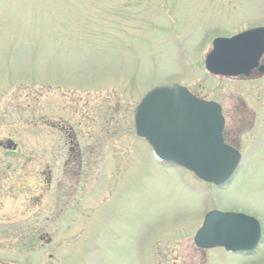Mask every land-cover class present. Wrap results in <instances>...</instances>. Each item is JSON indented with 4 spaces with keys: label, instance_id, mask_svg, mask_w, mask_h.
Wrapping results in <instances>:
<instances>
[{
    "label": "rangeland",
    "instance_id": "obj_1",
    "mask_svg": "<svg viewBox=\"0 0 264 264\" xmlns=\"http://www.w3.org/2000/svg\"><path fill=\"white\" fill-rule=\"evenodd\" d=\"M254 26L264 0H0V143L16 146L0 149V264H244L193 237L210 210L264 226V76L204 67L215 38ZM165 82L221 105L242 153L223 186L135 134ZM236 98L258 104L253 129L229 130Z\"/></svg>",
    "mask_w": 264,
    "mask_h": 264
},
{
    "label": "water",
    "instance_id": "obj_2",
    "mask_svg": "<svg viewBox=\"0 0 264 264\" xmlns=\"http://www.w3.org/2000/svg\"><path fill=\"white\" fill-rule=\"evenodd\" d=\"M264 52V27L249 28L212 41L205 69L215 75H246ZM134 127L154 157L184 167L199 179L220 186L232 175L239 153L222 139L223 117L213 101L196 98L184 86L163 83L147 91L135 107ZM259 224L251 216L211 210L193 237L199 248L223 247L228 252L254 248Z\"/></svg>",
    "mask_w": 264,
    "mask_h": 264
},
{
    "label": "flooded vegetation",
    "instance_id": "obj_3",
    "mask_svg": "<svg viewBox=\"0 0 264 264\" xmlns=\"http://www.w3.org/2000/svg\"><path fill=\"white\" fill-rule=\"evenodd\" d=\"M264 76V52L260 55L259 59H258V63L256 66H254L253 68H251L248 72V74L246 75H238L235 76V78H243V79H247L248 81H256V79H260L261 77ZM252 106H250L248 108L247 104H245V102L243 100H241L240 98H236L235 100V104H234V111H233V116L230 118L231 122H230V127L229 130H235L238 132L244 131V130H248V129H253V125L255 124V119H254V114H256V106H258L257 103H253L250 102ZM221 107V105H220ZM255 108V110H254ZM221 115L223 117V128H222V138L223 141L230 145L231 147L235 148L238 152H239V161L237 164V167L240 165L241 161H242V153H241V149H240V142H239V138H233V137H229V132L227 131V120L228 118L223 114V109L221 107ZM72 139L70 140L72 142V146H69L70 151L74 152L77 151V157L76 159L79 158V151H78V145L75 139V135L72 134ZM7 143L5 145H3L2 143H0V149H2V151H4L6 153V155H12L15 152V148H14V144L12 139L7 138ZM72 152V153H73ZM236 167V169H237ZM236 169L234 170L233 174L235 173ZM232 174V175H233ZM231 175V177H232ZM230 177V178H231ZM249 215V214H248ZM252 216V215H250ZM254 217V216H252ZM255 218V217H254ZM259 224V240L256 244V246L250 250H245V251H241V252H236V253H232L236 256H238V258L240 257L241 259H245V261L243 262L244 264H264V257L263 260L261 256H256V253L260 247V244L262 242V238L264 236V226L262 224V222L258 219L255 218ZM201 249V248H199ZM256 259V260H255Z\"/></svg>",
    "mask_w": 264,
    "mask_h": 264
}]
</instances>
